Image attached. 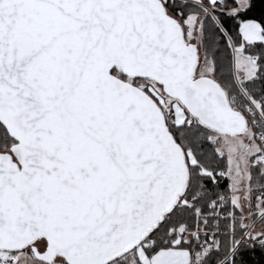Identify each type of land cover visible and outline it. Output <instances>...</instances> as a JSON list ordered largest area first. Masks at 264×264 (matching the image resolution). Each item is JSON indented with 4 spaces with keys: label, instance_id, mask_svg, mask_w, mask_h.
Listing matches in <instances>:
<instances>
[{
    "label": "snow or ice",
    "instance_id": "obj_1",
    "mask_svg": "<svg viewBox=\"0 0 264 264\" xmlns=\"http://www.w3.org/2000/svg\"><path fill=\"white\" fill-rule=\"evenodd\" d=\"M0 264H264V0H0Z\"/></svg>",
    "mask_w": 264,
    "mask_h": 264
},
{
    "label": "trees",
    "instance_id": "obj_2",
    "mask_svg": "<svg viewBox=\"0 0 264 264\" xmlns=\"http://www.w3.org/2000/svg\"><path fill=\"white\" fill-rule=\"evenodd\" d=\"M258 7H259V5H258Z\"/></svg>",
    "mask_w": 264,
    "mask_h": 264
}]
</instances>
